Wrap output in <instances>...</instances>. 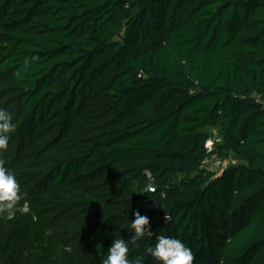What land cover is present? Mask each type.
<instances>
[{
  "label": "trees",
  "instance_id": "obj_1",
  "mask_svg": "<svg viewBox=\"0 0 264 264\" xmlns=\"http://www.w3.org/2000/svg\"><path fill=\"white\" fill-rule=\"evenodd\" d=\"M0 109L37 215L0 214V264H103L116 239L159 264L160 236L264 264V0H0Z\"/></svg>",
  "mask_w": 264,
  "mask_h": 264
},
{
  "label": "clouds",
  "instance_id": "obj_2",
  "mask_svg": "<svg viewBox=\"0 0 264 264\" xmlns=\"http://www.w3.org/2000/svg\"><path fill=\"white\" fill-rule=\"evenodd\" d=\"M14 127L13 115L5 109H0V156L8 149L10 134ZM21 200L20 184L0 158V214L11 220L17 212L26 213L28 205L27 203L21 205ZM134 217L131 225L134 230L133 239L143 238L151 232L149 217L141 215L139 211L135 212ZM148 252L159 264H193L194 261L189 247L181 240L167 236H160ZM128 253V243L124 239H116L112 242L103 264H131Z\"/></svg>",
  "mask_w": 264,
  "mask_h": 264
},
{
  "label": "rangeland",
  "instance_id": "obj_3",
  "mask_svg": "<svg viewBox=\"0 0 264 264\" xmlns=\"http://www.w3.org/2000/svg\"><path fill=\"white\" fill-rule=\"evenodd\" d=\"M211 133V135H213V137L211 138V141H218L221 139L220 135H218V129L217 128H210L209 129ZM213 158V157H212ZM219 159H214L211 161V163L209 164V168L212 170V171H217L218 169H220L219 167L221 166L219 163ZM24 204V202L22 203V205ZM28 205V211L26 213H22L23 217H24V220H26L29 216H32L33 219H36L37 215H36V212L35 210ZM157 220H155L156 222ZM154 224V223H153ZM35 231L36 230H39V226L36 227V229H34Z\"/></svg>",
  "mask_w": 264,
  "mask_h": 264
},
{
  "label": "built area",
  "instance_id": "obj_4",
  "mask_svg": "<svg viewBox=\"0 0 264 264\" xmlns=\"http://www.w3.org/2000/svg\"><path fill=\"white\" fill-rule=\"evenodd\" d=\"M211 145H212V142H211V141L207 142V147H208V149H210ZM214 159H216V158L213 157V158L210 159V160H204L203 165H204L206 168L210 169V168H209V164H210L211 161L214 160ZM218 163L221 165L219 168H221L222 165H223V163H222L220 160H219ZM210 170H211V169H210ZM218 170H219V169H218ZM154 189H155V187H154V184H153V183L149 184L148 187H147V190H148L149 192H154ZM150 206H151V207H156V204H155L154 202H152V203L150 204Z\"/></svg>",
  "mask_w": 264,
  "mask_h": 264
}]
</instances>
